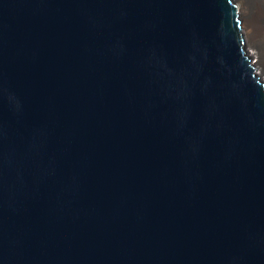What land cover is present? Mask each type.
I'll return each mask as SVG.
<instances>
[{
    "label": "water",
    "instance_id": "1",
    "mask_svg": "<svg viewBox=\"0 0 264 264\" xmlns=\"http://www.w3.org/2000/svg\"><path fill=\"white\" fill-rule=\"evenodd\" d=\"M0 264H264L231 0H0Z\"/></svg>",
    "mask_w": 264,
    "mask_h": 264
},
{
    "label": "bare ground",
    "instance_id": "2",
    "mask_svg": "<svg viewBox=\"0 0 264 264\" xmlns=\"http://www.w3.org/2000/svg\"><path fill=\"white\" fill-rule=\"evenodd\" d=\"M231 1L235 12L238 14V30L244 40V45L246 37L241 27L240 12H243L245 15V25L248 27L247 36H249L252 43V47H249V50L254 55V58H256L255 64L260 71L259 75L264 78V0H241L245 7L244 10L239 8L235 0ZM246 57L251 70L255 73L260 85L264 88V82L259 77L256 67L247 54V51Z\"/></svg>",
    "mask_w": 264,
    "mask_h": 264
},
{
    "label": "rangeland",
    "instance_id": "3",
    "mask_svg": "<svg viewBox=\"0 0 264 264\" xmlns=\"http://www.w3.org/2000/svg\"><path fill=\"white\" fill-rule=\"evenodd\" d=\"M235 2H236V4L239 6L240 9L242 8V9L244 10L245 7H244V4L242 3L241 0H235ZM245 20H246V19H245V15H244V13H243V12H240V22H241V27H242L243 32H244V35H245V37H246L245 48H246L247 54L249 55L250 59L253 61V64H254V66L256 67V71H257V73H258V75H259L260 71H259V69H257V65L255 64L256 58H254V55H253L252 52L249 50V47H252V43H251V41H250L249 36H247V34H248V27H246V25H245V22H246ZM259 77H260L261 80L264 82V78L261 77L260 75H259Z\"/></svg>",
    "mask_w": 264,
    "mask_h": 264
}]
</instances>
